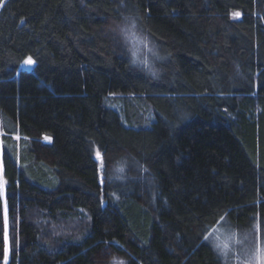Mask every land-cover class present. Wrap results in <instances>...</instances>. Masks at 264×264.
<instances>
[{
  "label": "trees",
  "instance_id": "1",
  "mask_svg": "<svg viewBox=\"0 0 264 264\" xmlns=\"http://www.w3.org/2000/svg\"><path fill=\"white\" fill-rule=\"evenodd\" d=\"M0 163V264H264V0H0Z\"/></svg>",
  "mask_w": 264,
  "mask_h": 264
},
{
  "label": "snow or ice",
  "instance_id": "2",
  "mask_svg": "<svg viewBox=\"0 0 264 264\" xmlns=\"http://www.w3.org/2000/svg\"><path fill=\"white\" fill-rule=\"evenodd\" d=\"M234 15L239 16V13H234ZM25 63H26V64H31V63H32L31 58H28V59L25 61ZM97 157L100 158V154H99V153H97ZM206 239H208V237H206ZM5 241H7V219H5ZM216 248H217L218 251L220 250V246H219V245H216ZM6 251H7V249H6ZM260 251H261V247H260V245L258 244V247H257V253H259ZM256 258H257V260H259V259H260V256L257 255ZM119 264H123V262L121 261V262H119Z\"/></svg>",
  "mask_w": 264,
  "mask_h": 264
},
{
  "label": "rangeland",
  "instance_id": "3",
  "mask_svg": "<svg viewBox=\"0 0 264 264\" xmlns=\"http://www.w3.org/2000/svg\"><path fill=\"white\" fill-rule=\"evenodd\" d=\"M234 13H239V16H236V15H234ZM231 16H232V18H234V19H238V18H240L241 17V13L240 12H238V11H233L232 12V14H231ZM23 68H26V69H31V68H33V65H32V63L31 64H24L23 65ZM1 164V163H0ZM4 186V185H3ZM226 231L224 230H222L221 229V231L219 232V237L221 238V240H225V238H226Z\"/></svg>",
  "mask_w": 264,
  "mask_h": 264
}]
</instances>
